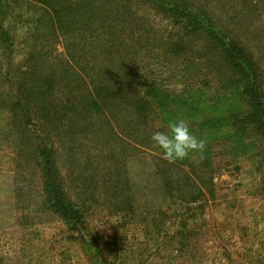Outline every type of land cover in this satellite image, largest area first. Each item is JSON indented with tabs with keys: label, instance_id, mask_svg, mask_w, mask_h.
I'll return each mask as SVG.
<instances>
[{
	"label": "rangeland",
	"instance_id": "374dc122",
	"mask_svg": "<svg viewBox=\"0 0 264 264\" xmlns=\"http://www.w3.org/2000/svg\"><path fill=\"white\" fill-rule=\"evenodd\" d=\"M184 1L202 2L222 27L232 30L252 56L264 88V0ZM107 2L92 0L90 14L99 16L102 5L110 9ZM14 12L31 20L27 24L40 13ZM147 13L156 29L167 24L171 29L150 37L127 35L117 55L124 59L132 51L136 57L135 77L125 94L132 100L138 93L149 104L151 123L160 124V113L167 125L183 118L192 127L210 117L251 112L250 99L241 93L243 81L237 83L238 75L230 78L219 54L204 50L202 35L182 31L176 15ZM23 25L15 30L17 40ZM29 32L52 37L43 22ZM53 35L63 34L55 27ZM46 37L39 41L47 42ZM17 45L14 63L25 52L24 45ZM96 47L87 43L82 51L94 53ZM55 48L63 50L53 44ZM70 49L80 50L73 44ZM92 64L105 75L112 63L102 59L100 68ZM198 129L191 133L205 142L203 151L168 161L166 168L147 156L114 164L104 160L107 176L113 172L116 182L106 177L99 182L103 187L97 183L84 191L88 200L79 226L61 221L41 204L38 166L29 161L26 149L17 155V129H0V264H264V138L250 119ZM92 152L102 154L103 149ZM175 163L190 169L195 187ZM112 186L122 189V196L108 193ZM72 189L70 196L79 203Z\"/></svg>",
	"mask_w": 264,
	"mask_h": 264
},
{
	"label": "trees",
	"instance_id": "16d2710c",
	"mask_svg": "<svg viewBox=\"0 0 264 264\" xmlns=\"http://www.w3.org/2000/svg\"><path fill=\"white\" fill-rule=\"evenodd\" d=\"M91 3L92 0H49L47 3L0 0V84L4 87V93H0V129H17V149L14 147L17 155L26 149L31 157L29 161L38 166L41 204H46L61 221L72 226L84 222L82 208L88 200L84 191L106 177L115 181L113 172L107 176L104 160L114 164L117 160L147 156L159 160L164 168L169 163L151 140L154 132L167 131L168 119L160 113V124L151 123L149 104L138 93L132 100L125 94L127 85L134 80L137 59L131 57L132 51L124 59L117 55L127 35L150 37L151 33L163 35L166 27L171 29L169 24L156 29L154 21H147V11H152L155 17L176 15L181 19L182 31L202 35L206 47L203 49L212 55L219 54L231 72L230 78L238 75L237 83L243 81L241 93L251 101L252 110L247 115L210 117L189 126L190 132L215 123L250 119L264 138L262 76L241 41L232 35L231 29L222 27L202 2L194 5L184 0H110L107 2L110 9L99 6V16L90 14ZM15 9L40 13L32 24H27L31 20L21 19ZM40 22L52 35L44 36L48 40L44 43L39 41L43 36H32L34 33L29 32L36 30ZM22 24L29 27L22 26L23 36L17 40L15 30ZM55 27L63 35H53ZM15 43L19 44L18 49L20 44L25 47L18 63H14ZM87 43L97 44L94 53L82 51ZM53 44L63 50H52ZM72 44L80 50L70 49ZM102 59L112 63L109 70L105 68V75L100 71ZM93 62H97L99 70H93L96 67ZM108 76L111 77L107 79ZM65 77L69 79L65 81ZM5 95H8L6 99ZM93 148L103 149L102 154L93 155ZM175 164V169L186 176L188 185L195 187L196 179L190 169ZM73 187L79 203L73 202L70 196L69 190ZM111 189L114 191L108 190V193L122 196V189L116 186Z\"/></svg>",
	"mask_w": 264,
	"mask_h": 264
},
{
	"label": "clouds",
	"instance_id": "9594fccd",
	"mask_svg": "<svg viewBox=\"0 0 264 264\" xmlns=\"http://www.w3.org/2000/svg\"><path fill=\"white\" fill-rule=\"evenodd\" d=\"M151 140L161 150L162 158L169 162L183 160L189 153L203 151L205 147V142L190 132L183 118L169 123L167 131L154 132Z\"/></svg>",
	"mask_w": 264,
	"mask_h": 264
}]
</instances>
